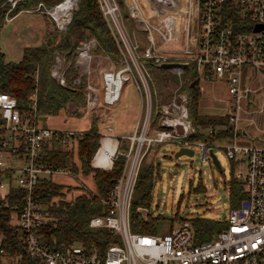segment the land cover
<instances>
[{
    "label": "built area",
    "instance_id": "1",
    "mask_svg": "<svg viewBox=\"0 0 264 264\" xmlns=\"http://www.w3.org/2000/svg\"><path fill=\"white\" fill-rule=\"evenodd\" d=\"M20 1L1 3L6 9L5 21L12 18ZM122 1L129 7L138 30L128 26L121 0H97L118 47V64L108 53L97 52L100 43L95 36H89L76 46L73 61L57 51L50 65L51 76L61 85L67 86L71 80L73 86L82 89L84 104L80 110L84 114L101 106L116 105L126 80L132 79L138 88L142 105L135 131L126 137L129 148L116 149L110 157L111 163L118 155L125 157L122 171L109 196L100 197L108 209L92 215L88 222L92 228L110 229L118 240L101 254L89 251L79 241L58 247L42 237L40 229L47 216L45 203L36 195L39 182L55 173H73L70 166H54L42 157L46 149L55 145L71 149L76 135L82 131L39 125L36 91L23 111L15 95L0 90V203L4 207H20L14 223L20 226L27 252L38 264H264V141L248 144L240 140L243 128L246 129L243 119L259 124L264 134V121L257 122L254 115L264 109L245 106L264 93V79L249 85L242 82L245 67L257 72L264 67V0ZM172 6L187 8L183 42L178 37L180 14L170 10ZM78 8L79 0H59L50 5L39 1L21 11L41 12L56 30L65 32ZM170 15L173 19H167ZM258 25L260 28L256 29ZM140 30L146 44L134 34ZM177 43L183 46L176 48ZM104 57L111 58L114 64L103 66ZM142 59L158 66L177 61L187 63L188 67L193 63L197 80H225L231 94L226 114L233 128L232 136L222 143L190 138L196 127L189 113L188 93L181 89L183 80L170 87L166 95L155 92L154 97L150 73ZM73 64L75 72L71 74ZM187 67H178L180 76ZM243 112L251 116L245 118ZM212 131L208 129L209 133ZM165 141L199 148L201 161L211 160L210 148L214 151L216 145L225 148L228 158L235 159L239 154L240 160L246 161V170L238 174L246 186V195L237 206L229 208L223 218L226 225L211 239L195 242L193 227L187 219L164 233L131 229L130 208L140 165L147 153L144 146ZM18 162H22L20 166ZM14 189L23 193L11 203ZM84 189L95 195L91 188L84 186ZM18 261V255L5 249L0 233V264Z\"/></svg>",
    "mask_w": 264,
    "mask_h": 264
},
{
    "label": "trees",
    "instance_id": "2",
    "mask_svg": "<svg viewBox=\"0 0 264 264\" xmlns=\"http://www.w3.org/2000/svg\"><path fill=\"white\" fill-rule=\"evenodd\" d=\"M3 1L0 0V35L6 22L4 18L6 9L1 7ZM39 1L50 5L59 0H21L13 10L12 17L23 8L36 6ZM82 35L97 37L100 42L97 52L104 51L114 57L118 56V47L97 0H79V8L74 12L67 31L59 32L54 26L49 27L43 43L37 46H25L20 60H6L5 53L0 47V90L15 95L18 106L25 111L28 108L30 94L36 89L37 113L41 118L58 115L61 112L66 113L69 103L83 105L84 97L81 88L73 86L71 80H68L67 86H63L50 73L53 54L57 51L65 53L69 60L73 61V52L80 43ZM70 71L74 74V64ZM194 78H198L195 68L183 78L181 87L188 93L189 113L196 127V131L189 137L206 141L229 139L233 134V128L226 113L211 115L200 112L199 80L192 86ZM209 128L213 130L211 133L208 132ZM101 137V133L94 129L84 130L76 135L71 149L55 145L46 149V154L42 157V160L48 164L59 167L70 166L74 174L92 177L96 185L95 195L86 192L83 187L80 193L68 199L66 191H70L72 186L56 182L52 176L40 180L36 195L45 203L47 216V221L41 227L40 233L44 240L52 245L59 247L63 243L79 241L89 251L96 250L102 254L111 242L118 240V235L110 229L92 228L88 224L92 215L107 211L108 208L100 201V197L109 196L113 182L120 175L125 160L123 155H118L114 158L111 168L94 167L91 161L101 145ZM120 146L121 143H119ZM160 166V162L146 161V154L144 155L130 208L133 231L156 233V224L165 219L163 215H152L150 211L147 218H144L137 211L138 206L149 208L154 183L160 176ZM22 193L14 189L10 194V202L14 203V197L20 198ZM245 195L244 183L240 180V176H232L229 189L230 208L237 206ZM19 212L20 207L9 208L0 203V233L3 236V245L8 252L19 256L17 264H38V261L27 252L22 241L20 226L14 223L13 215ZM183 220L184 218L180 222ZM190 223L194 230V240L200 243L211 239L226 225V220L198 216L191 218ZM172 227L173 223L169 228Z\"/></svg>",
    "mask_w": 264,
    "mask_h": 264
},
{
    "label": "rangeland",
    "instance_id": "3",
    "mask_svg": "<svg viewBox=\"0 0 264 264\" xmlns=\"http://www.w3.org/2000/svg\"><path fill=\"white\" fill-rule=\"evenodd\" d=\"M121 2L122 11L128 26L132 30H138L136 20L130 15L129 7L122 0ZM170 10L180 14L177 15L179 25L178 37L183 42L185 35L183 29L188 21V16L186 15L187 8L184 6L180 8L172 6ZM48 26L52 27L50 21L41 12L20 11L17 13L15 17L13 16L12 19L4 23L1 30L0 45L6 54L5 56L10 60H20L23 55L24 46H36L44 41L45 28ZM134 34L142 43L146 44V39L141 30L139 32L135 31ZM86 37L89 36L82 35L80 39L82 40ZM174 46L181 48L183 43H177ZM104 53L107 52L101 51V54ZM110 56L113 57L115 64H118L117 58L112 55ZM102 60L103 66H112L114 64L111 58L104 57ZM142 60L147 64V70L150 73L149 82L154 97L155 92L162 96L166 95L170 87L183 80L189 71H192L194 68V64L190 63L189 67L180 76L178 67L161 68L158 65L149 63L145 59ZM260 74L259 78L262 80L264 77V67H262ZM203 85L206 88L203 108L209 112L225 114L231 97L225 80H206ZM35 91L37 92L36 89L33 92ZM221 91L225 94L223 95V100L211 99V96H216ZM32 93L29 98H31ZM245 106L248 109H264V93L255 96ZM80 107V105H76L75 103H69L66 113L61 112L58 115L47 118L38 117V124L54 127L59 130L77 129L84 131L94 129L101 134L106 132L112 133L107 129V126L111 125L113 126V132H132L131 126L136 123L141 108L140 94L134 81L129 79L123 83L121 102L116 106H101L92 109L88 114H84L80 110ZM254 115L261 117L264 115V111H256ZM148 132L151 133V131ZM258 138L251 140L249 144H260L261 141ZM119 140H121L120 148L128 150L130 141L126 137L121 136H119ZM224 141L222 139L219 142L222 143ZM180 146L179 143L170 141L153 142L148 148L146 145L144 146L147 152L146 161L160 162L161 165L160 176H158L154 183L152 201L148 208L152 215H163L165 218L162 222L156 224V233L169 231V226L172 223L173 228L178 226L182 222H180L182 218L189 221L191 218L198 216L223 219L230 208L229 189L231 178L246 170V161H241L239 154H237L235 159L228 158L226 150L223 147L214 146V152L223 166V169H219L213 164L212 160L201 161L200 150L197 147L192 148L194 150L192 155L181 154L176 156V151ZM15 161L17 162L18 160ZM21 163L18 162L19 166ZM52 177L56 182L72 186L70 191H66V198L68 199L80 193L84 186L91 189H95L96 186L90 176L84 177L74 173H55ZM244 188H246L245 185ZM13 220H16L15 214L13 215ZM171 264L178 263L171 262Z\"/></svg>",
    "mask_w": 264,
    "mask_h": 264
},
{
    "label": "crops",
    "instance_id": "4",
    "mask_svg": "<svg viewBox=\"0 0 264 264\" xmlns=\"http://www.w3.org/2000/svg\"><path fill=\"white\" fill-rule=\"evenodd\" d=\"M16 15H14V17H15ZM13 18V17H12ZM11 18V19H12ZM47 18V17H46ZM48 28H49V26L47 27V28H45V32H44V36H46V32H47V30H48ZM1 36V35H0ZM45 40V39H44ZM43 43V42H42ZM40 45V44H39ZM26 46H32V45H26ZM37 46V45H36ZM0 47H1V45H0ZM25 47V46H24ZM1 50H2V48H1ZM3 51V50H2ZM4 52V51H3ZM5 53V52H4ZM6 55V54H5ZM6 60H10V59H8L7 57H6ZM14 61H18V60H14ZM261 76V74H260V72H257L256 70H254V69H252V68H250V67H245L244 69H243V76H242V82H243V84L244 85H249V84H252V82L253 83H255L256 81L257 82H259V81H261V79L259 78ZM264 76V75H263ZM260 79V80H259ZM262 79H264V77L262 78ZM204 80H200L199 82H198V85H199V90H200V96H199V110H200V112L201 113H203V114H211V115H222V114H217L216 112H209V111H207V110H205L204 108H203V101H204V98L206 97V95H205V87H204ZM224 91V90H223ZM223 91H221L220 93H218L216 96L215 95H213V96H211V99L213 98L214 100H223V98H224V96L223 95H225L224 94V92ZM213 100V101H214ZM121 102V98H120V101L117 103V104H119ZM116 104V105H117ZM116 105H114V106H116ZM141 105H142V102H141V96H140V107H141ZM140 111H141V108H140ZM139 114H140V112H139ZM243 116L246 118L247 116H251L250 114H247V113H245V112H243ZM138 117H139V115H138ZM255 118H256V120H257V122H260L261 120H263L264 121V115H263V117L261 116V117H257V116H255ZM138 120V119H137ZM137 122V121H136ZM135 125H136V123L134 124V125H132L131 126V130H132V132H123V131H120V132H113V126H111V125H109V126H107V129H108V127H111V129H108L109 131H111L112 133H109V132H106V133H103V134H101L102 135V137H101V143L103 142V139L104 138H110V139H112V140H114L115 141V144H116V147H115V150L116 149H121L120 147H119V143H121V140H119V136H121V137H127L128 135H131L134 131H135ZM242 125L243 126H245L246 127V129H247V133L249 134V135H246V134H244L241 138L242 139H240L241 140V142H243V143H248L249 144V142L251 141V140H254L255 138H258V137H260V138H258L261 142H263L264 141V134L262 133V131H261V127L259 126V124H254V123H251V122H249V121H247V120H242ZM57 129V128H56ZM259 141V142H260ZM258 142V141H257ZM130 144V143H129ZM94 159H95V155L93 156V159H92V161H91V164L94 166V167H98V168H104V169H107V168H111V166H112V163L110 162V163H105V164H96L95 162H94ZM92 190H95V189H92Z\"/></svg>",
    "mask_w": 264,
    "mask_h": 264
},
{
    "label": "water",
    "instance_id": "5",
    "mask_svg": "<svg viewBox=\"0 0 264 264\" xmlns=\"http://www.w3.org/2000/svg\"><path fill=\"white\" fill-rule=\"evenodd\" d=\"M258 28H260L259 25L256 26V29H258ZM179 66L187 67V63L177 62L176 61V62H164V63L159 65V67H161V68H170V67H179ZM196 82H197V78H194L193 81H192V86H194ZM242 132H243V134L249 135L245 128H243ZM97 151H98V149H97ZM97 151L95 152L94 155H96ZM193 153H194V150L191 147L180 146L179 149L176 151V156H179L181 154L192 155ZM210 154H211V160H212L213 164H215L216 167H218L219 169H223V166L221 165L217 154L213 151L212 148H210ZM240 180H241V178H240ZM148 210L149 209L147 207H145V206H138L137 207V211L139 213H141L144 218H147Z\"/></svg>",
    "mask_w": 264,
    "mask_h": 264
},
{
    "label": "bare ground",
    "instance_id": "6",
    "mask_svg": "<svg viewBox=\"0 0 264 264\" xmlns=\"http://www.w3.org/2000/svg\"><path fill=\"white\" fill-rule=\"evenodd\" d=\"M173 15H170L167 19H173L172 17ZM115 141L108 138H104L102 145L98 148V153H96V157L94 162L96 164H107L111 162V155L114 153L115 151Z\"/></svg>",
    "mask_w": 264,
    "mask_h": 264
}]
</instances>
